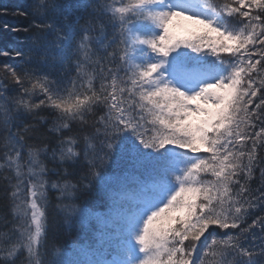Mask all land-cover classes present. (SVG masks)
Listing matches in <instances>:
<instances>
[{
    "label": "snow or ice",
    "instance_id": "1",
    "mask_svg": "<svg viewBox=\"0 0 264 264\" xmlns=\"http://www.w3.org/2000/svg\"><path fill=\"white\" fill-rule=\"evenodd\" d=\"M32 12L27 52L0 50L22 61L0 67V264H264V0ZM49 187L65 221L96 225L71 259L47 239ZM91 193L106 213L74 202Z\"/></svg>",
    "mask_w": 264,
    "mask_h": 264
},
{
    "label": "trees",
    "instance_id": "2",
    "mask_svg": "<svg viewBox=\"0 0 264 264\" xmlns=\"http://www.w3.org/2000/svg\"><path fill=\"white\" fill-rule=\"evenodd\" d=\"M37 0H0V50H12L18 49L27 52L28 47L30 46L31 39L38 34V29L35 27V24L41 22V17L35 15L32 12L33 4ZM217 4L224 3L225 0H213ZM19 11L27 12L28 15L21 16L17 13ZM7 25V27H5ZM16 29V30H13ZM27 29V31H25ZM190 51V50H189ZM228 56L227 53L222 54ZM22 61L19 58L9 57L0 55V67L3 65H12L16 66L21 64ZM11 89H14V86L10 85ZM41 114L44 115L51 122L50 111L44 109L41 111ZM101 113H97L99 115ZM89 119H95V117H89ZM50 126L45 125L40 131L47 135V128ZM80 130L79 124L73 125L72 134H77ZM87 132L93 131L89 125L86 128ZM52 145L55 144L54 137H50ZM203 155V153H201ZM47 167L49 169H55L54 173L49 174V180L53 182H63L64 177V167H61L59 164H54L51 160L46 161ZM73 171V169H69ZM75 174L73 176H68L67 179L71 180L73 183L77 182L81 174V169L77 166L74 170ZM210 178V177H209ZM259 183V173H256L255 184ZM254 184V186H255ZM48 201H49V220H48V232L47 239L49 245H55L59 248L61 254L65 259L73 258L76 246L79 242L82 241L84 237L95 240L92 237V233L95 230V222L93 221L88 230L82 229L80 224L73 219L65 221L64 215L59 213L56 209V204L60 201L57 199L59 193L57 190L48 188ZM79 200L74 201L75 203H82L84 201H89L92 205V210L95 213H106L107 208L104 207V198L102 193H91V194H78ZM68 201H65L67 203ZM9 209L7 207V201L0 198V215L8 213ZM10 219V215H9ZM250 222V219H249ZM10 227V225H9ZM3 222L0 221V232L4 231ZM223 231L233 232L235 230H220L213 226L209 229V232L222 233ZM206 233L205 235H207ZM203 239V238H202ZM51 250V249H50ZM111 259V255L106 257Z\"/></svg>",
    "mask_w": 264,
    "mask_h": 264
}]
</instances>
